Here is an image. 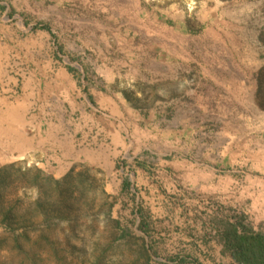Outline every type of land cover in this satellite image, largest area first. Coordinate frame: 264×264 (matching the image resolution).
I'll return each mask as SVG.
<instances>
[{
    "label": "crops",
    "instance_id": "obj_1",
    "mask_svg": "<svg viewBox=\"0 0 264 264\" xmlns=\"http://www.w3.org/2000/svg\"><path fill=\"white\" fill-rule=\"evenodd\" d=\"M47 1L63 6L70 0ZM78 1L96 4L102 17L110 4ZM8 8L0 15V168L33 165L54 178L79 163L112 172L111 160L141 137L167 150L173 144L191 149L204 139L215 150L232 149L227 139L212 138L223 129L216 120L264 115L256 102V74L264 61L256 60L253 46L246 54L230 47L223 53L221 40L239 33L216 10L135 18L141 29L128 27V18H69L67 30L76 43L66 48L57 46L56 20L8 18ZM148 95L165 110L146 114L132 104V97ZM221 161L202 163L208 189L216 191L223 181ZM255 181L247 187L252 195ZM255 198L252 208L264 213V202Z\"/></svg>",
    "mask_w": 264,
    "mask_h": 264
},
{
    "label": "rangeland",
    "instance_id": "obj_2",
    "mask_svg": "<svg viewBox=\"0 0 264 264\" xmlns=\"http://www.w3.org/2000/svg\"><path fill=\"white\" fill-rule=\"evenodd\" d=\"M63 4L56 6L46 0H0V15L9 7L5 14L8 18H53L61 37L57 46L70 48L76 41L67 30L69 18H128V27L141 29L143 25L135 18H169L186 11L194 16L200 9L207 14L216 10L212 12L225 22L231 18L230 30L239 33L237 38L228 40L225 36L221 40L223 53L230 47L236 54H246L253 46L256 60L264 61V0H110L103 17L102 8L96 4L83 5L78 0ZM134 35L132 32L130 36ZM257 92L258 80L256 102L264 111ZM132 99V104L146 114L153 108L165 110L163 105L154 104L150 95ZM145 120L149 122L150 118ZM182 121L179 118L177 122ZM216 121L223 129L212 138L217 142L227 139L232 149L227 146L215 150L214 146L204 144L205 136L200 134L199 139L204 140L195 147L173 144L174 150H167L152 139L147 143L141 137L142 141L140 138L139 144L135 141L131 151L111 160L112 172L106 170V160H102L103 169L79 163L64 176L55 178L70 175L60 188L44 182L42 207L35 202L36 189L24 187L35 172L23 176L22 171L17 172L23 169L21 164L10 168L13 182L7 189H0L5 193L0 222L6 211L14 207L12 224L21 222L33 227L29 230L30 239L26 240L20 231L12 236L0 226V264H179V256L186 258L180 264H233L227 256L219 255L213 222L217 214H238L264 232V213L252 208L250 200L253 196L254 202L260 198L264 202V132L261 131L264 115L256 113L250 118L230 119L229 123ZM220 158L222 165L217 169L223 181L214 191L204 181L202 163ZM231 176L236 182L229 180ZM125 178L137 189L136 202L148 217L153 245L151 259L144 248L149 239L137 229L139 218L132 214L134 201L122 193ZM251 178L256 180L253 195L252 190L247 191ZM67 191L73 192L72 196ZM19 197L22 201L16 204ZM116 220L132 233L121 237Z\"/></svg>",
    "mask_w": 264,
    "mask_h": 264
},
{
    "label": "trees",
    "instance_id": "obj_3",
    "mask_svg": "<svg viewBox=\"0 0 264 264\" xmlns=\"http://www.w3.org/2000/svg\"><path fill=\"white\" fill-rule=\"evenodd\" d=\"M44 27V26H43ZM258 80V98L262 99V106L264 107V66L259 70L257 75ZM17 164H10L0 168V189H7L13 180L11 181L10 168L15 167ZM34 171L35 174L28 184L24 187H33L37 191L36 204L42 207L41 194L45 190V183L54 184L57 188H60L63 182L68 180L69 174L62 179H55L44 175V172L39 168H23L17 169V172L22 171V175L26 176L28 172ZM43 181V182H42ZM133 184L125 178L122 182V193L131 196V200L134 201L132 208V214L139 218L137 221V229L141 231L148 239V245H145V253L151 259L150 251H153V245L151 242V230L148 217L144 212L141 205L136 202L137 189L132 186ZM133 188L135 190H133ZM77 189V188H76ZM68 196H72L73 192L67 191ZM5 193L0 192V206L3 201ZM22 198L16 200V204H19ZM1 209V208H0ZM14 207L8 209L1 219L0 226H2L12 236L20 231V236L26 240L30 239L29 230L32 225H28L21 222L13 223ZM136 223V222H135ZM116 224L119 226L121 237H127L131 234V229L127 226L121 225L119 220H116ZM213 231L215 237H217L219 244L222 246V254L229 257L233 264H264V232L256 229L253 225L246 222L245 217L238 214H217L215 216V222H213ZM18 240V238H16ZM177 263H185L186 258L178 257Z\"/></svg>",
    "mask_w": 264,
    "mask_h": 264
}]
</instances>
